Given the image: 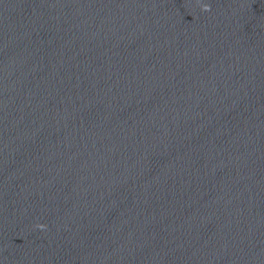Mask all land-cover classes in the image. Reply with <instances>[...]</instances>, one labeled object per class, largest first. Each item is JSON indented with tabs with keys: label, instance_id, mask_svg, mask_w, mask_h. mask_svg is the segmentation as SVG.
I'll list each match as a JSON object with an SVG mask.
<instances>
[{
	"label": "clouds",
	"instance_id": "9594fccd",
	"mask_svg": "<svg viewBox=\"0 0 264 264\" xmlns=\"http://www.w3.org/2000/svg\"><path fill=\"white\" fill-rule=\"evenodd\" d=\"M202 11H210V5H208V4H203V5H202ZM36 227H37V228H40V229H44L46 226L43 225V224H37Z\"/></svg>",
	"mask_w": 264,
	"mask_h": 264
}]
</instances>
